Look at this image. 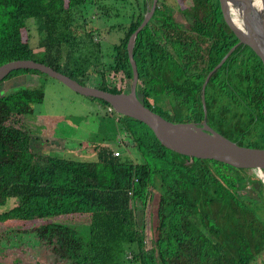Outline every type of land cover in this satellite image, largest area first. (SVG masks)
Here are the masks:
<instances>
[{"label":"trees","instance_id":"trees-1","mask_svg":"<svg viewBox=\"0 0 264 264\" xmlns=\"http://www.w3.org/2000/svg\"><path fill=\"white\" fill-rule=\"evenodd\" d=\"M208 2L195 0L189 14L194 36L186 39L184 27L172 15L158 14L142 29L134 47L142 102L174 123L185 120H173L160 109L161 101L170 98L186 107L188 101L181 96L186 70L199 72L188 74V88L201 89L205 77L229 50L230 45L219 44L238 41L219 1ZM97 11L111 22V29L124 30L107 66L99 62L103 51L95 35L100 29L94 26ZM146 12L143 0H0V66L33 60L82 85L92 67L103 68L101 84L95 87L124 93L126 80L133 82L128 43ZM32 25L39 34V51L24 40ZM170 30L176 33L164 35ZM186 40L191 45L183 48ZM200 41L211 43L205 51L208 57L200 54ZM171 43L177 57L167 52ZM230 62L231 58L225 67ZM30 73L49 77L37 70H18L2 83ZM106 73L123 74L122 85L110 83ZM215 82L216 75L210 85ZM257 92H252L244 123L228 120L230 109L225 105L220 114L208 112L217 131L240 146L264 148V95ZM87 98L110 109L103 100ZM44 100L43 89L0 95V224H13L10 231L15 239L32 236L31 242L45 243L71 264H255L264 253V217L258 213H264V185L252 170L174 153L144 123L114 111L100 114L97 109V135L114 138L122 126L143 162L115 156V148L103 142L92 144L94 161L36 153L33 148L40 132L29 123L28 117L33 116L29 108ZM191 114L195 121L204 120L203 110ZM73 117L56 119V128ZM82 121L89 122L88 118ZM67 126L63 127L65 140L70 139ZM56 128L49 139L60 138ZM245 188L256 193L259 203L248 201ZM155 190L159 199L149 242L146 208Z\"/></svg>","mask_w":264,"mask_h":264},{"label":"rangeland","instance_id":"rangeland-1","mask_svg":"<svg viewBox=\"0 0 264 264\" xmlns=\"http://www.w3.org/2000/svg\"><path fill=\"white\" fill-rule=\"evenodd\" d=\"M168 2L170 4V7L173 8L172 11L175 14L176 21L181 23L182 25L186 24L187 21L184 19L182 13L179 10L178 2L176 0H169ZM99 14L100 12L97 11V13L93 15L94 16L93 18L98 17ZM168 14H169L168 12L167 13L160 12L159 16L166 17ZM122 20L124 21V18H122ZM97 22L98 24H95L94 26H99L100 29L99 32H96L95 34L97 35L96 40L101 43V47L103 51V56H102L103 59L102 60L100 59L99 62H103L107 66V63L109 64V61L111 60L113 47L119 44L121 39L124 37V30L111 29L109 26L111 22L103 18L102 15L101 16L99 15V19H97ZM142 24H144V22ZM25 33L27 34H25L24 40L29 42V44L33 49L39 51L38 49L39 34L36 30V27L32 25L29 32L26 31ZM102 71L103 68L92 67L85 76V80H86L85 84L91 87L100 85L102 81V77H101ZM113 75L115 74L106 73V76H108L107 77L108 81L115 86L122 85L121 81L123 78V74H118L119 76H115V77ZM207 79L205 80V83L207 82ZM181 83H182L181 84L182 90L184 92V94H182L181 96L184 97L187 95L184 99L188 101L187 104H185L188 106V103L193 101L192 99H194L195 94H198L197 90L199 88L190 89L188 88V85L186 83L182 81ZM124 85H125V91L130 92L132 87V82L129 79H127ZM185 87H186L185 90H187L190 93L184 91ZM24 88H28L30 90L43 89L45 92L44 102L42 104L32 105L29 108L30 112L33 115L31 117H28L30 118L29 123L33 128V130L37 128L39 129L40 132L39 138L36 140L35 149L33 148V151H35L36 153L42 155L59 154V156L69 157L71 159L94 161L96 158V154L94 152L92 144L97 142H101V143L103 142V144L105 145H110L114 147L115 152H120L121 156L123 153H125L130 159H132L136 163L143 162L142 160L143 158L139 156V153L134 146V141L130 137L129 133H127V131H125L122 128V126L120 128L119 133L114 138L104 140L102 136H99V134L97 135L98 129L96 130V128L99 127V122L97 123L96 118H94V113H95L94 109L99 110L100 114L110 113L111 111L109 108H104L101 104H99L100 103L99 101L97 100L92 101L87 97L78 95L77 93L73 92L68 87L63 85L61 82L44 75L34 74V73L22 75L0 84V95L15 92L17 90ZM138 94H139V98L142 99L143 97L142 91L138 90ZM172 95L173 93H171V96ZM209 97L210 96H207V98ZM236 98L237 100L226 97L225 99H223L222 104L230 103L232 109L230 117L233 118V122L241 121V123H244L248 115V112L245 109L246 108L244 102L245 99L243 100V97L241 98L240 95L237 93H236ZM159 106L163 112H166L169 116L172 115V118H174L173 120L179 121V120H186L187 117L193 118V116L189 114V112L185 107L181 108V106H177L175 102H173L172 100L169 101L163 100L161 101V105ZM66 116H74L73 117L74 119H71V121H68L66 123L59 122L58 120L57 122L59 123L57 124L58 126L56 128L55 120L62 119L63 117ZM83 118H88L89 122L84 121L83 123L82 121ZM93 119L96 120L95 123ZM66 125L68 126L64 129L71 130L69 140L67 139L65 140L62 136L64 132L63 127H65ZM53 127L56 128L55 132L57 131L60 138L56 136L55 138L50 137L49 139L48 134L50 132L52 133V129L54 131ZM83 135H85L87 139L83 137ZM72 143H75V145ZM77 144L80 145L77 146ZM253 173L255 174L254 171ZM245 189L248 195V201L254 202L253 203L254 205L259 203L260 200L258 199L256 193L250 190L249 188H245ZM153 196L154 198L152 197L146 208V217H147L146 220L148 225L147 236L149 242L154 234V231L152 230V226L156 224L155 216L157 210V203L159 199V192L155 190ZM258 213L264 217L263 211H259ZM12 226L13 224L10 223L5 225L0 224V240L3 239L8 232H10L9 229ZM25 236L27 235H19V238L24 239V242L27 243V245L29 246V243H31L32 240L31 239L32 236H28V238ZM2 241L4 240H1L0 242ZM4 245H6V243H4L3 246ZM150 245L151 243H149V246ZM18 249L22 251V253H20L19 255V258H22L23 259L22 262L25 261L26 264H31V263L35 264L34 261L38 257L44 258L46 256L44 253H46L47 251V249L41 247L28 248L27 246L25 247L20 246L18 247ZM5 262H8V260ZM14 263L16 264L17 262ZM255 264H264V253L257 258Z\"/></svg>","mask_w":264,"mask_h":264},{"label":"water","instance_id":"water-1","mask_svg":"<svg viewBox=\"0 0 264 264\" xmlns=\"http://www.w3.org/2000/svg\"><path fill=\"white\" fill-rule=\"evenodd\" d=\"M231 0H220L223 18L240 43L250 46L264 64V0L262 12H254L253 0H243L244 13L242 23H238L230 12ZM155 5L153 10H155ZM148 15L131 36L128 52L133 69V82L130 92L113 94L82 85L53 68L33 60H17L0 66V83L12 72L18 70H37L50 78L61 82L73 92L107 102L110 110L144 123L154 133L159 143L174 153L182 156L213 160L238 169H250L264 185V148L244 147L214 131L205 124L199 127L193 123H174L147 108L139 98L137 91L139 72L134 60V47L140 31L149 21ZM248 16L250 21L248 22Z\"/></svg>","mask_w":264,"mask_h":264},{"label":"flooded vegetation","instance_id":"flooded-vegetation-1","mask_svg":"<svg viewBox=\"0 0 264 264\" xmlns=\"http://www.w3.org/2000/svg\"><path fill=\"white\" fill-rule=\"evenodd\" d=\"M143 1L147 6V12L144 14L143 22L145 21L148 15L152 14V16L150 17L149 21L144 26V28L149 24V22L153 19V17L155 15H158L160 12H165V13L168 12L169 14L167 16L172 15L174 22L177 24H181L176 21L175 14L172 11L173 8L170 7V4L168 2L169 0H143ZM176 1L178 2L180 12L182 13L184 19L187 21L186 24L184 25L181 24V25L184 27L185 29L184 31L186 32L184 37L188 39L191 36H194L193 33H196L190 30L193 27V19H192V16L189 15L190 13L191 14L193 13L192 9L195 6V0H176ZM204 1L208 2L209 0H204ZM218 1H219L220 9H221L220 0ZM154 5L156 6L155 10H153ZM208 5H209V2H208ZM253 6H254V1H253ZM234 9L240 10L241 15H242L244 13L243 0H231V3H230L231 12ZM254 12H258V10H256L255 7H254ZM170 31L166 32V34L169 33L168 35L172 36L173 33H176L175 31H172V30ZM161 35L163 34L161 33ZM162 39L163 40L161 41H164V42L166 41L164 38ZM235 39H237L236 36H235ZM190 45L191 43L188 40L181 43V46L183 48H187ZM197 45L200 48L199 50L200 54H203L205 57H208V54L207 52L205 53V51H207L210 48L211 43L200 41ZM219 45L220 46L230 45V47L227 53L225 54V56L220 60V62H218L213 67V69L205 77L202 88L197 90L198 94H195L196 98L193 99L192 102L188 103V106L186 105L185 107L187 111L189 112V114L193 113L194 111L199 112L200 110H203L205 113L204 120L195 121V115L191 114L193 118L187 117L185 122H183V123H193L199 127H204L206 124L214 131H217V129L214 126V123L210 119H208L209 110H211L215 114H220L222 106L225 105L227 106V108L230 109V112L228 114L229 117L227 119L228 120L233 119L232 117H230L231 111H232L231 105L230 103L222 104L223 99L227 97L230 99L237 100L236 93L239 94L241 98L243 97V100L245 99L244 100L245 107H246L245 109L248 112V110L250 109L247 105L251 101L252 95H254L252 94L253 90L257 91L258 89V92H257L258 95H262V94L264 95V64H263L262 59L256 54V52L250 46L244 43H240L239 41H236L235 43L226 42V43H221ZM167 52L171 57H177V53L172 43L171 45H168ZM230 58H231V62L228 64L227 67H225L227 61ZM249 69H250V72H249ZM220 70H221V73H220ZM186 72L187 74L181 78V81L186 84H187L188 74L197 75L199 73L197 70H194V69L186 70ZM200 72L203 73L202 70ZM247 73L249 76L247 75ZM215 75L217 76V82L210 85V80ZM196 79H197L196 76L192 77L193 81H196ZM206 79H207V82L205 83ZM199 81L200 79H198V82ZM199 86L201 85L199 84ZM186 87L184 88V91H187L185 90ZM182 94H184L183 90H182ZM207 96H210V97L207 98ZM169 100L171 99H168V101ZM1 240H4V241L0 242V264H8V263L15 264L14 262H17L16 264H23V263L26 264L25 261L22 262L23 260L22 258H19L20 253H22V251L18 249V247L20 246H24V247L27 246L28 248L41 247V248L47 249L46 253H44L46 256L44 258L38 257L34 261L35 264H71L67 260L60 259L58 255H56L53 252L52 248L46 245L45 243H40L38 241L37 242L32 241L31 243H29V246H28L27 243H25L20 238L15 239L11 231L8 232L5 235V237ZM4 243H6V245L3 246ZM7 260L8 262H5Z\"/></svg>","mask_w":264,"mask_h":264},{"label":"bare ground","instance_id":"bare-ground-1","mask_svg":"<svg viewBox=\"0 0 264 264\" xmlns=\"http://www.w3.org/2000/svg\"><path fill=\"white\" fill-rule=\"evenodd\" d=\"M254 1V7L256 8V10H258V12H262L263 9V5L261 0H253ZM231 12V10H230ZM232 17L238 22V23H242V15L240 10H232L231 12ZM250 21V16H248V22Z\"/></svg>","mask_w":264,"mask_h":264},{"label":"built area","instance_id":"built-area-1","mask_svg":"<svg viewBox=\"0 0 264 264\" xmlns=\"http://www.w3.org/2000/svg\"><path fill=\"white\" fill-rule=\"evenodd\" d=\"M114 154H115V156H118V157H124V156L127 155V154L123 153L122 156H121L120 152H115Z\"/></svg>","mask_w":264,"mask_h":264}]
</instances>
